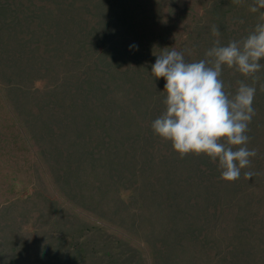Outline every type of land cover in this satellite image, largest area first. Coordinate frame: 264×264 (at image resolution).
Returning a JSON list of instances; mask_svg holds the SVG:
<instances>
[{
    "label": "rangeland",
    "instance_id": "obj_1",
    "mask_svg": "<svg viewBox=\"0 0 264 264\" xmlns=\"http://www.w3.org/2000/svg\"><path fill=\"white\" fill-rule=\"evenodd\" d=\"M221 1L0 0V80L17 86L9 92L3 83L0 86V251L10 239L22 238L23 228L43 227L33 233L34 238L49 240L60 252L69 254L78 242L85 245L86 262L75 264H145L147 260L149 264H264V137L248 147L257 150V156L250 158L249 172L254 175L249 184L244 174L225 182L213 170L188 179L205 187L186 193L182 200L163 193L166 188L159 171L149 175L153 192L128 191L124 202L85 184L86 191L75 196L69 184L53 181L54 174L92 177L100 170L99 164L90 170L81 153L88 149L100 153L103 125L87 118L106 111L101 100L108 102L115 115L123 109L126 122L133 127L148 124L162 110L151 109L153 115L145 120L149 110L131 101L136 96L134 81L149 87L156 55L165 48L175 47L186 60L197 61L201 52L220 40L221 35L211 34L212 25L218 22L206 17L221 11L215 10ZM249 3H244L246 11L236 12L242 4H235L236 9L228 12H235L239 21L247 14L258 17L248 10ZM141 8L145 18L138 20L132 11L141 13ZM229 25L226 30L230 32L246 30L235 26L234 17ZM89 32L100 39L90 43L86 39ZM232 39L220 43L227 45ZM94 45L102 47L101 51ZM92 60L99 61L101 69L92 70ZM147 67L151 68L146 71ZM85 71L97 76L91 79ZM33 74L42 81L39 90L31 92L33 79L29 77ZM80 78L95 80L92 97L79 92L90 87ZM90 103H95L93 111ZM62 130L68 135L60 137ZM163 152L169 157V151ZM76 161L82 163L80 170L65 173L67 163ZM162 161L155 162L158 169H173ZM188 176L183 170L177 178ZM179 179L173 184L186 183ZM217 183L223 185L220 191L215 188ZM235 184L239 185L235 188ZM133 211L138 213L135 217ZM84 222L93 226L91 232L79 231ZM156 222L173 227V236L168 227L163 232L175 239V246L167 239L165 256L154 252L153 244L162 236ZM137 246L142 253L139 248L138 252L131 250Z\"/></svg>",
    "mask_w": 264,
    "mask_h": 264
},
{
    "label": "trees",
    "instance_id": "obj_2",
    "mask_svg": "<svg viewBox=\"0 0 264 264\" xmlns=\"http://www.w3.org/2000/svg\"><path fill=\"white\" fill-rule=\"evenodd\" d=\"M216 7L221 11L225 10V12H227L221 13V11H219L217 15L211 13L206 18L208 19V17L211 16V19L213 21L218 22L215 24H217L219 30L222 33L220 40L227 37L228 39L233 38L232 40H238V37L243 35L245 37L255 28L258 22V17L254 16L253 14H249V16L247 14L246 19L244 18L242 21H239L236 18L235 12H228L234 11V9H236L235 4L232 3V0H229L228 2L224 0L219 4L216 3L215 10L217 9ZM240 10L246 11L247 7L242 4L236 12ZM132 12L138 15V20L145 18V16H143V8H141V13L135 10ZM229 13H232V15H230ZM125 16L127 15L123 16L122 14L121 17ZM233 17L236 27L243 26L244 28H246L244 33H240L236 30H233L232 32L226 30L227 27L230 28L229 23L233 19ZM94 30L98 29L95 28ZM202 32L207 33V29L203 27ZM226 34L227 37L225 36ZM100 37L101 36H97L94 32H89L88 34H86V39H88L90 43H93L96 39H100ZM92 48L94 47H90V49ZM95 49L97 51H101L102 47L95 46ZM154 53H152L151 56L155 55ZM204 54L205 52H201L200 57L197 58V61L203 59ZM261 63H264V61H261ZM91 64L94 65V68H92V70L101 69L99 61L92 60ZM150 68L151 67H147L146 71H148V69ZM84 73L91 79L97 76L94 71H85ZM226 75H231L233 77L244 76L236 72L234 69H229L226 66L223 67L221 79L224 81L225 90L227 92H232L233 94L238 87V81H242L249 85L254 84L253 79L250 77L240 80H228ZM35 76L36 75L33 74L29 77L31 78V80L33 79L31 81V92L39 90L38 83L42 81V78L35 79ZM256 77H258V81L255 82L254 86L257 88V91L253 103L256 114L249 124V131L247 135L250 137V142L247 145L248 147H251L253 144H255V140L264 137V91H261L259 87L261 83H264V68H262L260 72L256 73ZM28 79L25 81H28ZM78 80H81L82 82L84 81L90 85L88 91L78 89L79 92L83 94L89 93V97H92V83H94L95 80H90L88 78H80ZM2 83L6 86L8 92L10 91V88H17V86H14L9 82L5 83L0 80V86H2ZM165 83L166 82L164 78L155 79L154 77L153 79H150L148 88L140 87V84L136 81H134L133 83V90L135 91L136 96L134 99H131V101L137 104L139 103L142 107H145L147 110H149L146 113L145 120L149 119L150 116L153 115V113H151V109L157 107L162 108V110L159 109L156 112V114L148 124L144 122L136 123L137 125L133 127L131 122H126L127 117L123 109L121 110L123 113L115 115L114 111L108 109V102L106 100H101V102L105 103L106 105V111H101L99 113L94 112L93 115L88 116L87 118L89 122L101 123L103 125L105 134L101 135V138L103 139L100 153L96 154L93 151L90 152L89 149L86 151L84 150L81 153L85 154V159H87L88 167L90 170L95 171L98 164L100 166V170L93 173L92 177H85L80 175L69 177L58 176L54 174L56 176V179H53V181L60 185H63L64 183L69 184L71 188L76 190L75 196H77L78 191H86V189L82 186V184H85L90 188L97 187L101 189L104 195L107 197L112 196L115 197L118 202H124L125 194L128 191H135V189H149L152 191L149 184L153 185V178L149 177V175L150 173H155L156 171L161 172V175L163 177V187L166 188L163 193L167 195L168 193L174 194L177 200H182L183 198H185L186 193H192L194 190L198 191L205 187L204 184L194 181H188V179L204 176L206 174H209L213 170H216V177L218 178V176H220L221 174L218 167V160L214 162L206 155L201 154L197 156L191 153L181 158V156L173 150L170 141L161 139L153 132L151 128L152 122L156 118H158L165 109V105L163 103L165 96L161 94V92L163 91H160V89H164ZM101 89L106 90L105 87H102ZM57 98L65 99L63 97ZM103 98H107V94H105ZM90 105V110L93 111V108H96L95 103H90ZM47 107H49V104H47ZM51 107L53 109H56L52 104ZM51 107H49V109H51ZM65 135L68 134L63 133L62 130L60 137H63ZM164 149H166V151H169V157L166 156V152H163ZM160 158H163L162 162H164L167 167L173 169H158L155 162ZM71 164L72 163L70 162L67 163L68 166H65V173L79 171L82 165V163H79L78 161H76L74 165ZM251 167L252 164H250L248 168L242 169L241 175L244 174V172H249V169ZM183 170L189 173L190 176L180 177V179L177 178L178 173L181 174ZM178 179L186 183L184 185H177V183L175 182L176 185H174V181H178ZM250 180L251 179L248 180V184L250 183ZM236 185L239 184H235L233 186L236 188ZM222 186L223 185H220V183H217L215 188L220 191ZM73 189L72 191H74ZM214 198L215 200H217V196H215ZM104 202L105 204L107 203L106 200ZM77 203L79 204V200H77ZM176 211L180 212L181 209H176ZM131 213L133 216L134 213L138 214L136 211H133ZM155 224H158V233L162 236H159V240L155 244H153V246L156 248L154 252L156 253V255L165 256L166 247L169 246V242L167 239L172 240L171 246L172 244L173 246H175V239H172L170 235L165 236L163 232H165L166 227H168L169 230L172 229L168 232L172 235L173 227L168 225L166 222H156ZM92 228L93 226H90V222H84V225L79 228V231H86L89 233L92 231ZM41 230H44V228L35 227L34 230L29 227L27 228V230H24L23 228V237L20 239H10L8 247L6 249L3 248V250L0 251V264H75L77 262L86 260L87 253L84 244L78 242L76 246L72 247V250L69 252V254L68 251L60 252L56 248H54V245L49 240L34 238L33 233L36 234L37 231ZM138 248L139 247L137 246V248H133L131 250L133 252H138ZM139 250V253L143 252L141 248H139ZM145 264H149L148 260ZM165 264H168V262H165Z\"/></svg>",
    "mask_w": 264,
    "mask_h": 264
},
{
    "label": "clouds",
    "instance_id": "obj_3",
    "mask_svg": "<svg viewBox=\"0 0 264 264\" xmlns=\"http://www.w3.org/2000/svg\"><path fill=\"white\" fill-rule=\"evenodd\" d=\"M247 0H232L241 5ZM251 13H258V22L247 36L222 45L216 39L206 50L204 58L188 61L175 47L165 48L156 55L151 68L155 79L164 78L165 109L151 128L163 140L170 141L181 158L188 154L206 155L218 160L220 179L234 182L241 177V170L257 156L256 149H249V124L256 112L253 107L258 81L256 73L264 68V0H251ZM211 34L220 37L219 27L213 25ZM136 47V46H132ZM170 49V50H169ZM234 69L244 77L253 79L249 85L238 81L235 93L225 90L221 79L223 67ZM264 91V83L259 85ZM252 172H244L246 179Z\"/></svg>",
    "mask_w": 264,
    "mask_h": 264
}]
</instances>
